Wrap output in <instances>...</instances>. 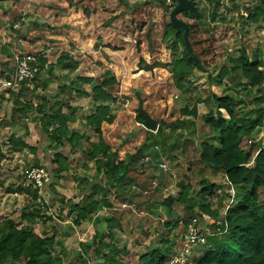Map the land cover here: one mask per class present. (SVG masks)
<instances>
[{
	"label": "rangeland",
	"instance_id": "obj_1",
	"mask_svg": "<svg viewBox=\"0 0 264 264\" xmlns=\"http://www.w3.org/2000/svg\"><path fill=\"white\" fill-rule=\"evenodd\" d=\"M126 2L136 6L128 8L120 0L0 2V28L4 31V41L0 38V61L7 60L6 64L11 68L15 57L30 55L42 68L37 83L50 81L45 90L38 88L34 91L30 84L14 90L3 89L0 85V222L9 219L16 228L26 226L37 235H52L50 253L61 264H72L83 244H94L108 256L114 250L127 247L131 249L130 253L118 254L117 261L120 264H138L139 255L155 246L158 235L165 233L164 224L168 223L173 228L168 231V239L184 236L186 230L183 232V225L191 218L189 205L175 202L174 197L180 189L179 184H195L198 177H206L221 186V191L214 192L211 198L213 207L235 204L234 199L227 201L225 197L227 188L223 174L211 169L203 171L199 145L204 139L217 145L212 128L204 122V116L213 111V95L235 98L239 101L237 106L241 113L255 106L251 96L245 97L240 88L229 89L232 75L224 76L217 84L215 79L221 67L231 70L228 62L238 57L239 49H245L250 58L254 50L264 52V29L245 23L246 11L257 0H234V5L230 0H222L216 13L225 15L226 24L208 20L209 0L192 1L197 12H202V19H187L181 14L176 16L177 21L187 26L190 56L201 66V70L194 69L186 79L198 92L196 100L200 101L196 106L195 133L189 135L185 130L180 131L192 140L178 139L176 149L170 147L176 137L166 128L182 118L180 109L185 104L172 84L171 67L168 66L175 41L174 32L168 30L167 25L177 31L170 23V12L175 4L171 0H164L162 7L157 3L142 5L141 0ZM237 5L236 10L234 6ZM15 23H20V29L10 35L9 28ZM167 30L170 37L164 39ZM176 48L178 55L183 47L177 45ZM62 56L71 60L76 68L71 71L62 69L57 64ZM140 60L149 66L160 65L151 72H144L140 71ZM208 77L213 81L211 84H208ZM4 78L0 75V82ZM111 79L112 83L108 84L107 80ZM100 84H104L101 90L110 94L114 102L95 101L91 95H79L82 91L90 93L93 86ZM4 96L18 102L17 105L12 103L11 111L8 110L10 101L3 99ZM44 96L49 99L47 106L56 102L62 114L70 115L66 125L67 136L75 126L73 132L87 138L89 143H96L100 134L103 145L108 150H116L114 162L129 167L125 183L109 187L106 177L96 168L97 161H104V157L87 158L85 153L89 146L86 141L75 145L64 141L51 149L50 140L43 131L46 129L43 115H39L38 108V112L34 109L42 103L40 97ZM255 97L259 98L258 95ZM19 104L30 105L32 109L22 110ZM91 104L94 113L97 106H108L115 118L110 125L102 123L98 134L85 124L86 118L94 114ZM259 108H264V102ZM139 109L155 122L156 129L163 126L164 137L170 145L166 143L164 150L159 148L160 153L158 141L153 138L146 140V132L154 134L156 130L147 131L142 127L136 119ZM221 115L227 118L224 112ZM10 119H15L16 130L21 134L19 139L14 137L17 134L15 130L12 134L8 129ZM260 126L255 129L251 141L263 144L264 119ZM52 128L53 125L50 126ZM10 130L13 131L12 128ZM51 154L62 156L59 167L63 170L50 177L54 192L48 185L37 191L40 200L36 202L44 206L31 223H26L20 220V214L30 212L34 204L30 194H20L16 190L19 186L26 188L30 185L26 173L32 169L47 173L51 169L57 171L55 164L49 165ZM94 183L103 189L94 201L107 202L110 209L102 205L95 215L87 214L86 221L74 224L76 210L83 207L79 202L89 194ZM9 190L16 191L20 198H12L11 202L9 197L5 200ZM196 193L195 190L194 195ZM259 195L263 200L264 188L259 189ZM168 199H171L169 207H165L162 204ZM8 205L10 209H7ZM48 217L51 221H46ZM110 220H114L113 226ZM206 226L204 223L205 230ZM173 241L166 264H193L199 253H191L192 247L184 254L183 263H176L173 256L184 252L185 241ZM90 263L99 264V258H92Z\"/></svg>",
	"mask_w": 264,
	"mask_h": 264
},
{
	"label": "trees",
	"instance_id": "obj_2",
	"mask_svg": "<svg viewBox=\"0 0 264 264\" xmlns=\"http://www.w3.org/2000/svg\"><path fill=\"white\" fill-rule=\"evenodd\" d=\"M3 1L5 0H0V2ZM230 1L233 4L234 0ZM221 2L222 0H209L207 17L212 23L219 20L222 24H226L225 15L221 14V16H218L216 13V8ZM120 3L128 5V8L136 6L135 3L129 5L126 0H120ZM141 3L142 5L157 3L160 7L164 6V0H141ZM234 8L237 10L238 5L234 6ZM246 13L245 23L248 26L264 29V0H257V3L253 7L251 6ZM181 15L187 19H193V17H195V20L202 19L200 10L196 13L183 12ZM167 29L174 32L172 35L175 41L171 48V61L168 64L171 67L172 84L185 102L180 109L182 118L167 126L165 125L166 128L170 129V133L176 137L175 142L170 146L176 149V141L178 139L181 138L184 141L192 140V137H187L180 131L185 130L189 132V135L195 133L194 120L198 115L196 106L200 101L196 100L198 92L193 88L191 82L186 79L192 75L194 69L201 70V66L188 54L184 46L183 31H174L169 24ZM168 30L163 35L164 39L170 37ZM13 32L14 30L10 27V35H13ZM148 38L147 35V40ZM177 45L183 47V50L178 55H176L178 51ZM65 58L64 56L60 57L57 64L61 65L64 70H74L76 68L75 64ZM228 63L231 66V70L227 71L225 67H221L215 79L216 84L220 83L219 80L224 76L232 75L228 86L229 89L240 88L245 97L251 96L255 106L246 113H241L237 106L239 101L235 98L228 95H213L214 108L212 112L204 116V122L212 128V135L215 137L217 145L214 146L204 139L200 143L199 148L201 149L200 161L203 165V171L204 169H211L223 174L224 186L227 188L225 197L227 201L234 199L235 204L234 206H224L222 208L221 206H218V208L213 207L211 198L214 196V192L221 189V186L209 181L206 177H198L195 184L189 183L186 186L179 184L180 189L177 196L174 197V201L189 205L188 210L191 218L184 223L183 232L187 229L190 220L196 219L197 226L203 227L204 223H207L206 232L212 234V236L206 238L203 245H195L194 248L190 246L191 253H199V256L193 259V264H264V199L260 200L259 195V189L264 188V132L262 133L263 145L260 142L251 141L255 129L261 125L264 119V108H259L264 102L262 97L264 93V52L259 49L254 50L250 58L246 50L241 48L238 51V57L229 60ZM35 65L38 68L35 78L21 83L19 87L24 84H30L33 87L32 91H34L38 88L45 90L49 86V80H44L41 84L37 83L42 68L36 63ZM159 65L149 66L143 60H140V71L151 72L153 68H157ZM107 81L110 84L113 79ZM211 81V78L208 77V84H211ZM103 85L93 86L90 89V93L86 94L82 91L79 95H91L95 101L106 102L111 100L114 102L110 94L101 90ZM18 95L20 96V91ZM256 95L259 98H256ZM40 99L42 103L34 109L35 112H38L39 109V115H43V123L46 125V129L43 131L50 140L51 149L56 148L64 141L74 145L77 142L86 141L89 146L85 153L87 158L94 160L98 155L104 157V161H97L96 168L100 174L106 177L109 187H112L115 183L123 184L126 182L128 179V165L114 162L116 150H108V147L103 145L100 134H98L102 123L110 125L115 119L111 115L108 106H97L95 113L86 118L85 124L88 127H93L98 134L97 142L89 143L87 138L79 137L75 132H71V135L67 136L66 125L70 121V115L62 114L56 102L52 106H47L49 99L46 96L40 97ZM15 104L17 105L18 102L15 101ZM64 104L61 103L60 105ZM19 105L22 110L32 109L30 105ZM221 112H224L227 118L223 117ZM136 119L140 124L143 123L140 116L137 115ZM52 125L53 128L51 130L50 126ZM161 127H158L154 134L146 132V140L153 138L154 141H158L161 144H157L160 149L164 150L166 143L170 145V142L165 139L164 129ZM49 130L51 131L49 132ZM61 159L62 156L60 154H51L49 165L52 167L55 164L57 171L51 169V174L48 172L51 175L50 177L63 170L59 167ZM1 186L2 183H0ZM48 187L54 192L51 179ZM195 190L197 191L196 195H194ZM16 191L20 194L31 195V201L34 206L27 214L25 212L20 214L22 221L31 223L32 219L39 215L41 207L44 206L36 202L38 199L40 200L37 196V190L30 183L26 188L19 186ZM16 191L9 190L7 193H16ZM99 191H103L101 186L96 183L91 185L89 194L83 196L79 202L83 207L76 210L77 213L73 220L74 224L86 221L87 214L95 215L102 208V205L106 207L105 209H110V205L107 202L97 203L94 201V197ZM171 199L166 200L162 205L169 207ZM46 221H51V218L48 217ZM110 221L113 226L114 220ZM163 227L165 233L158 235L155 240L157 241L155 246L148 248L145 253L139 255L138 264H166L169 259L170 243L174 244L173 240L176 241V239L184 242L185 235L168 239V233L173 228H170L168 223L164 224ZM98 244L100 243H96V245ZM92 246L83 244L79 252L74 256L72 264H89L92 258H99V264H120L117 261L118 254L128 255L131 250L123 247L121 250H114L108 256L102 254L99 247H94V244ZM52 248V235H37L26 228V226L16 228L9 219L0 222V264H61L58 258L52 257L50 253ZM176 256L178 254L173 257ZM172 258L170 263L173 262Z\"/></svg>",
	"mask_w": 264,
	"mask_h": 264
},
{
	"label": "built area",
	"instance_id": "obj_3",
	"mask_svg": "<svg viewBox=\"0 0 264 264\" xmlns=\"http://www.w3.org/2000/svg\"><path fill=\"white\" fill-rule=\"evenodd\" d=\"M11 27L12 30L17 31L20 29V23H15ZM13 62L12 75H8L0 82V85L3 89L14 90L18 88L21 83L34 79L38 72V68L30 55L15 57ZM26 179L33 185L34 189L41 191L43 186L49 184L50 176L49 173L45 171L32 169L26 173ZM40 204L42 205L41 202ZM209 236H212V234L206 232L204 227L199 225L197 226L196 219H191L187 225L186 234L184 237L185 245L183 249L185 250L176 256V263H183L185 260L184 254L190 250V246L194 248L195 245H203L206 241V238Z\"/></svg>",
	"mask_w": 264,
	"mask_h": 264
},
{
	"label": "water",
	"instance_id": "obj_4",
	"mask_svg": "<svg viewBox=\"0 0 264 264\" xmlns=\"http://www.w3.org/2000/svg\"><path fill=\"white\" fill-rule=\"evenodd\" d=\"M175 6L170 12V23L173 28H176L177 31L182 30L183 31V41L184 45L186 47V50L188 54L190 55L189 52V47L187 45V34H188V28L185 24L177 21L176 16L180 15L183 12H188V13H196L197 8L194 2L192 0H171ZM138 116H140L143 120L142 127L146 129L147 131H155L156 130V124L151 118L143 112L141 109L138 110Z\"/></svg>",
	"mask_w": 264,
	"mask_h": 264
},
{
	"label": "crops",
	"instance_id": "obj_5",
	"mask_svg": "<svg viewBox=\"0 0 264 264\" xmlns=\"http://www.w3.org/2000/svg\"><path fill=\"white\" fill-rule=\"evenodd\" d=\"M2 32H4L1 28H0V38L2 37V39L1 40H3V33ZM8 33V32H7ZM7 38H9V37H7ZM4 41V40H3ZM8 41H10V40H8ZM16 42V41H15ZM3 52V51H2ZM3 54H5V53H3ZM7 55H9V53H7ZM7 56L5 55V58H6ZM14 58V57H13ZM3 59V58H2ZM7 61V60H6ZM6 61L5 60H3L2 62H1V64H0V75H2V76H5V77H7L8 75H12V73H13V67L11 66V68L10 67H8V64H6ZM12 61V60H11ZM8 96H4V98L3 99H7V100H9L10 102H9V105H8V110H10L11 111V108H12V103L14 102L15 103V100H12L11 98H7ZM92 104H91V110H92V113H94V109L92 108ZM91 113V114H92ZM10 114V113H9ZM90 115V114H89ZM10 122H11V126H9L8 125V129H9V131H11L12 132V134H14V130L16 131V136H14L15 138H18L21 134L16 130V124H15V119H10ZM13 129V131L12 130H10V129ZM73 130H75V126H72L71 127V132H73ZM20 138V137H19ZM18 138V139H19ZM0 142H1V138H0ZM263 145V144H262ZM160 147H157V149H158V152L160 153V149H159ZM162 150V149H161ZM154 152V151H153ZM12 153H15V152H12ZM155 153V152H154ZM254 153V152H253ZM72 154V153H71ZM13 155H15V154H13ZM158 156V155H157ZM0 189H1V187H0ZM20 196L21 195H19L18 193H9L8 195H6L5 196V200L7 199V197H9V198H11L10 199V202L12 201V198L14 199H18V198H20ZM24 196V195H23ZM3 205H5V203L3 204ZM230 206V205H229ZM10 209L11 208V206L10 205H8L7 206V209ZM1 209V208H0ZM109 210V209H108ZM11 219V218H10ZM21 220V219H20ZM93 264V263H92Z\"/></svg>",
	"mask_w": 264,
	"mask_h": 264
}]
</instances>
